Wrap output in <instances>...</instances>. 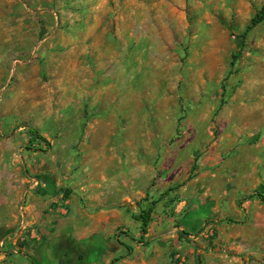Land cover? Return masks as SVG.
<instances>
[{
  "label": "rangeland",
  "instance_id": "1",
  "mask_svg": "<svg viewBox=\"0 0 264 264\" xmlns=\"http://www.w3.org/2000/svg\"><path fill=\"white\" fill-rule=\"evenodd\" d=\"M260 12L264 0H0V197L35 177L72 195L81 228H104L82 264H183L193 248L264 264L251 256L264 202L249 197L264 193V20L239 37Z\"/></svg>",
  "mask_w": 264,
  "mask_h": 264
},
{
  "label": "crops",
  "instance_id": "2",
  "mask_svg": "<svg viewBox=\"0 0 264 264\" xmlns=\"http://www.w3.org/2000/svg\"><path fill=\"white\" fill-rule=\"evenodd\" d=\"M29 180L30 185L25 186L27 181L20 183L23 187L18 186L8 192L9 196L0 197V264H82L84 245L89 251L88 235L92 227L80 225L88 216L78 210L72 195L48 185L45 180ZM21 215L34 231L31 239L20 243L17 221ZM97 218V224H103L104 218L100 215ZM261 222L264 223V217ZM91 232L102 233L104 228H92ZM207 254L197 248L185 251L183 264H214L211 254ZM251 256L264 262V242L259 241V250Z\"/></svg>",
  "mask_w": 264,
  "mask_h": 264
},
{
  "label": "trees",
  "instance_id": "3",
  "mask_svg": "<svg viewBox=\"0 0 264 264\" xmlns=\"http://www.w3.org/2000/svg\"><path fill=\"white\" fill-rule=\"evenodd\" d=\"M264 20V15L260 12L256 15H254L250 20L248 25L245 27L243 33L239 36L241 41H240V47L242 45V40L245 37L246 33L252 29L253 27H255L257 24H259L260 22H262ZM239 53H237L236 55H234L231 59V65L234 63V61L238 58ZM28 133L33 135L37 140L41 141L42 143L45 144V149L49 147V142L46 141L44 138H42L35 130L33 129H28ZM37 178V177H36ZM190 179V176L187 177L186 180ZM38 181V178H37ZM252 196H256L257 199L261 202H264V193L262 191H255L254 193L251 194ZM250 197V196H249ZM155 203V201L150 202L149 205L152 206ZM148 216H149V209L147 210H143L141 209L139 211V215L138 217H136V219L140 220V227H139V232H140V236H139V243L143 242V236L146 233V225H147V221H148ZM128 251V249H127ZM117 261V259H113L112 262Z\"/></svg>",
  "mask_w": 264,
  "mask_h": 264
},
{
  "label": "built area",
  "instance_id": "4",
  "mask_svg": "<svg viewBox=\"0 0 264 264\" xmlns=\"http://www.w3.org/2000/svg\"><path fill=\"white\" fill-rule=\"evenodd\" d=\"M33 229L30 225L26 222L24 216H19L17 221V241L18 242H25L30 238L31 233H33Z\"/></svg>",
  "mask_w": 264,
  "mask_h": 264
}]
</instances>
